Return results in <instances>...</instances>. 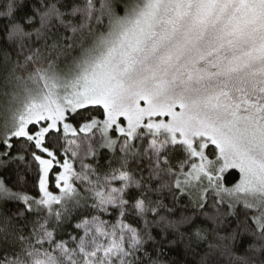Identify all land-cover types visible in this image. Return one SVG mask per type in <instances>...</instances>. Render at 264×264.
Wrapping results in <instances>:
<instances>
[{
	"label": "snow or ice",
	"instance_id": "6c2138e0",
	"mask_svg": "<svg viewBox=\"0 0 264 264\" xmlns=\"http://www.w3.org/2000/svg\"><path fill=\"white\" fill-rule=\"evenodd\" d=\"M16 9L7 0L0 10L9 20L0 39L18 48L13 59L0 44V208L24 210L0 212V264H162L161 249L153 258L146 245L157 243L150 229L165 222L159 209L167 206L146 193L174 186L182 194L204 180L200 208L212 189L228 215L245 209L239 231L221 239L247 234L259 242L248 250L264 254V0H40L25 23L39 17L43 51L27 54L32 33L14 19ZM100 149L110 153L106 170ZM140 158L149 161L146 179L129 170ZM33 164L38 198L22 190ZM229 169L239 179L225 187ZM53 178L58 194L49 190ZM78 210L74 231L57 239ZM25 213L37 215L29 221ZM130 215L144 227L127 222ZM215 247L257 264L236 257L231 244Z\"/></svg>",
	"mask_w": 264,
	"mask_h": 264
},
{
	"label": "trees",
	"instance_id": "16d2710c",
	"mask_svg": "<svg viewBox=\"0 0 264 264\" xmlns=\"http://www.w3.org/2000/svg\"><path fill=\"white\" fill-rule=\"evenodd\" d=\"M16 2L17 9L14 19L23 25L25 31L32 33L30 37H25L23 40L25 54H27L28 50L34 48H40L43 51L44 40L42 38L37 39L36 35V29L40 27L39 17H36L35 22L31 25L25 23L27 17L33 15L32 5L40 7V0H16ZM6 3L7 0H0V10L3 9V6ZM8 23L9 20L7 18H0V38L4 37L6 31L4 25H7ZM61 31L63 30L61 29ZM0 44L8 46L9 51L12 52L13 59L16 58V52L18 50L16 44H11L10 46L6 45L3 39H0ZM20 59L22 60L23 56H21ZM99 113H102V109L99 110ZM73 123L74 126L77 128L79 127L78 123L75 121H73ZM77 135L80 138L85 136L84 133H78ZM72 138L71 134H69V139ZM78 142H80L79 139ZM61 143H64V141H61ZM136 143L139 144L140 142L137 141ZM144 145L147 146V139L144 141ZM115 154L116 156L120 155L118 147ZM68 155L69 159H71V154L69 153ZM109 155L110 153L108 149H100L99 163L105 170V162L108 160ZM182 158L180 152L174 153L171 157L170 163L174 171L179 170L178 165ZM86 162L95 163V161L91 160ZM148 164L149 161L147 159L140 158L139 163L134 159L130 164L129 170L133 171L137 179L141 176L146 179L149 172ZM15 167L16 165H12V167L8 169V172L13 171ZM74 167L76 170H79V163L74 162ZM185 171H187V167H185ZM7 174V172L3 173L5 176H7ZM38 179V165L33 164L32 171L27 173V183L22 190L26 191L29 195L38 198L40 195ZM174 179L175 177L164 176V180L174 181ZM238 179V171L229 169L228 172L224 174V186L231 187ZM9 183L11 184L12 181H9ZM157 183V181L152 182L153 185H156ZM116 186H119V184L117 183ZM201 187H207L206 180L203 181ZM201 187L198 186L196 189L193 188L192 190L187 188L182 194L179 190L175 189L174 186L171 191L164 190L160 193L151 191L146 193V199H151L153 201L159 199L167 206L166 208L159 209V214L165 217V222H162L158 226H153L150 229L157 242L155 245L151 242L146 245L150 255L153 258H156L157 252L155 249L159 248L161 249L159 259L162 261V264H200L201 259L205 256L208 257L209 264H238L233 258L222 256L220 254L221 248L215 247L221 244H231L232 252L236 257L247 255L256 259L257 264H259V259H264V254H261V256L257 258L253 251L248 250V245L259 243L254 237L245 234L243 236H238L235 241L221 239L228 237L234 229L239 231V229H237L238 222L243 221L245 215L243 205H237L234 209L235 214L228 215L229 208L227 202L216 205L218 197L214 190L209 189L208 192L204 193L206 197L204 201L205 207L200 208L199 196L201 195ZM49 190L54 194H58V190L55 188L54 178L50 180ZM173 193L178 199H173ZM133 194H136L135 190H133ZM17 209L24 210V205L22 203L10 202L4 208H0V212L11 214L17 211ZM168 209H172V211L169 212ZM206 213L207 215H205ZM36 215V213H25V216L29 221L34 219ZM146 215L149 221L153 220L154 214L152 212H148ZM248 215H253V212L249 211ZM185 217H189L190 222L181 223ZM155 218L159 219L158 216ZM78 219L79 210L73 213L72 218L62 226V229L57 231L56 238L67 239V233L74 231L72 225L75 224ZM105 219H108V217H105ZM112 219L114 220L115 216H113ZM125 219L135 227H144V221L139 217L130 215ZM167 222L175 223L176 228H168L166 226ZM249 223H251L250 220ZM17 224L18 226H23L25 220L21 218L17 221ZM29 230V227H25V234H27ZM198 231L200 236H197ZM138 255L140 254L138 253Z\"/></svg>",
	"mask_w": 264,
	"mask_h": 264
},
{
	"label": "rangeland",
	"instance_id": "374dc122",
	"mask_svg": "<svg viewBox=\"0 0 264 264\" xmlns=\"http://www.w3.org/2000/svg\"><path fill=\"white\" fill-rule=\"evenodd\" d=\"M78 133H79V132H78ZM110 135H111L113 138H116L118 134L115 133L114 131H112V132H110ZM115 135H116V136H115ZM211 158H212V157L210 156V159H211ZM233 170H235V169H233ZM236 171H238V170H236ZM206 181H207V180H206ZM198 186L201 187V185L198 184V185H196L195 187H191V188H188V189H190V190H192L193 188L196 189Z\"/></svg>",
	"mask_w": 264,
	"mask_h": 264
}]
</instances>
